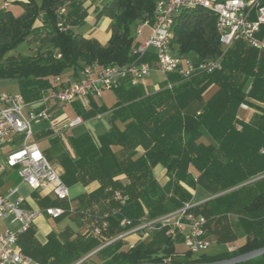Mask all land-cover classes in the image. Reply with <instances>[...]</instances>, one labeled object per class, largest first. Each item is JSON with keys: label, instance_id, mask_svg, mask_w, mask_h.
Returning a JSON list of instances; mask_svg holds the SVG:
<instances>
[{"label": "trees", "instance_id": "1", "mask_svg": "<svg viewBox=\"0 0 264 264\" xmlns=\"http://www.w3.org/2000/svg\"><path fill=\"white\" fill-rule=\"evenodd\" d=\"M66 1L70 5L65 15L69 28L61 30L56 11ZM155 4L156 0H106L96 17L112 20L111 37L107 45H102L96 38H87L71 29L83 23L87 16L82 2L13 0L7 9L0 10V80H17L21 93L32 100L51 87L55 77H62L64 82L69 71L70 76L78 77L87 64L129 63L136 44L133 27L146 15L153 17ZM10 6H19L22 12L16 14ZM39 20L43 25H37ZM259 36L264 37V26ZM26 40L40 43L36 54L9 55ZM45 46L47 49L43 51ZM172 48L195 62L220 57L224 46L219 39L216 17L202 8L182 11L176 18ZM168 82L174 83L172 89L165 87ZM212 84L218 85L219 90L206 101L203 93ZM114 92L117 100L111 108L93 102L91 110L80 111L86 118L110 112V128L97 137L84 133L70 139L76 157L72 158L68 152L61 154L64 182L70 186L98 180L100 187L83 195L85 200L92 203L108 199L119 191L129 196L125 205L111 200L120 215L146 214L150 219L168 213L167 201L174 209L191 201L192 194L181 182L191 187L199 185L212 198L196 204L191 211L207 219V237L218 244L237 241L240 235L245 237L234 252L193 254L186 249L179 254L176 239L167 237L165 229H157L154 238L132 248L121 250L122 239L101 248L98 253L103 255V260L99 264L204 263L263 247L264 107L259 103L264 104V50L237 41L224 53L222 69L198 73L188 80H180L176 73L168 74L161 88L152 93H147L142 84L127 83ZM242 102L260 112L249 122L239 121L236 116ZM117 120L126 123L124 130L116 126ZM236 123L242 124L241 130L236 128ZM204 131L214 143L199 141ZM138 146L145 152L135 157ZM158 163L171 175L174 185L171 197L153 175L152 168ZM191 169L196 171V177ZM118 174H125L126 179L114 180ZM124 231L127 228L120 226L118 216L112 217L107 235L113 237ZM158 239H162L160 244ZM20 243L24 253L41 263L61 255L63 264L101 244L94 238H77L61 244L51 235L48 243L41 245L34 227L22 235ZM240 264H264V255Z\"/></svg>", "mask_w": 264, "mask_h": 264}, {"label": "built area", "instance_id": "2", "mask_svg": "<svg viewBox=\"0 0 264 264\" xmlns=\"http://www.w3.org/2000/svg\"><path fill=\"white\" fill-rule=\"evenodd\" d=\"M10 3L11 0L0 2V10L7 9ZM68 4L69 1H66L56 11L57 26L61 30L69 28L65 22ZM192 8H202L216 17V28L224 53L237 41L264 50V37L259 36L264 26V0H156L153 17L146 15L136 24V44L131 50V62L107 66L93 62L80 70L79 77L68 76L64 82L62 77H55L52 86L44 90L37 101L27 100L21 92L0 91V152H3L0 155V173L7 166L18 168L23 182L32 189L50 188L57 199L67 200L70 197L69 186L43 150L32 141V124L48 121L50 135L61 136L66 130L83 124L84 119L81 116L72 119L65 112L53 115L47 107H36L37 102L53 100L75 104L79 100L87 108L93 98L102 97L104 92L114 90L123 82L137 85L155 69L166 75L176 73L180 80L222 69L224 53L218 58L195 62L175 53L172 48L176 18L182 11ZM145 28L149 30L148 35L144 34ZM57 56L61 57V54ZM147 56L153 58L146 60ZM173 85L168 82L167 88L172 89ZM241 107L248 109L249 105L243 103ZM236 128L241 130L242 124L236 123ZM113 197L121 205L129 201V196L119 191H115ZM25 201L19 186L0 190V223L5 224L0 230V264H54L53 258L41 263L27 255L19 241L33 227L39 215L45 213L56 219L64 214L65 209L61 206L28 209L24 206ZM192 207L194 204L188 202L184 207L155 219H150L146 214L138 217L121 214L119 222L127 228L124 235L132 232L145 235L154 229H165L167 237L177 239L181 236L188 251L201 254L211 246L206 235L207 219L193 213ZM100 234L98 227L88 233L94 238ZM226 246L230 252L238 250L235 241L228 242ZM85 260L75 264H84Z\"/></svg>", "mask_w": 264, "mask_h": 264}, {"label": "crops", "instance_id": "3", "mask_svg": "<svg viewBox=\"0 0 264 264\" xmlns=\"http://www.w3.org/2000/svg\"><path fill=\"white\" fill-rule=\"evenodd\" d=\"M20 1H25V0H20ZM78 1L82 2L83 8L86 9L87 16L85 17L83 23L76 25V26H72L71 29L77 33L83 34L87 38H96L102 45H107L108 41L111 37V31H110L109 35H106L105 30L100 31V29L96 30V28H95V31H93V32H92L93 28H91L90 31H87L85 33H84V31H80L81 28L85 25V23H87V22L92 23L94 21V14H97L98 10L102 7V5L104 4V2L106 0H100V1L99 0H78ZM69 9H70V5L68 6V9H67V15H68ZM103 19L110 20L111 25H112V20L109 17H102L99 20H97V19H95V20H96V23L97 22L99 23ZM103 21H104L103 26H105V24L107 22L105 20H103ZM37 25L41 26V25H43V22L39 20L37 22ZM148 33H149L148 28H145L144 34L148 35ZM154 66L156 67V65H154ZM154 74L156 75L155 79H157V81L152 82L150 84H153L156 91L159 90L162 86V82H164L166 80L167 75L163 74L162 72H160L157 69L153 70V72L151 73V75L149 77H146L145 79L141 80L137 85L142 84L145 87V90L147 92L146 88L148 87L147 84H149V82H147V81L150 80V78ZM73 77H74V75H73ZM78 77H79V74H78ZM126 83L131 84L129 82H123L122 84H126ZM131 85H133V84H131ZM137 85H134V86H137ZM165 87H167V84ZM218 90H219V86L216 84H212L203 93L204 99L206 101L209 100ZM113 91H115V89ZM39 98L32 99L29 101H37ZM100 99H101V97L100 98H93L90 106L87 108H84L79 100H77L75 104H65V103H60V102H56L53 100H50L47 103L37 102L35 104V106L38 108H42V107L49 108V110L53 113V115H58L61 112H65L72 119H74L78 116H81L84 119L83 124L66 130L63 133V135H61V136H51L50 135L49 129H48V127H49L48 121L38 122V123L44 122V123H46V126L43 129H41L40 131H38L37 134H40V137L43 139L50 140L53 144V148L51 150L49 148H41L39 145L38 146L43 150V152L45 153L47 158L51 161V163H53L55 165V167L59 170V172L61 173V176H63L65 174V167L60 161L61 154L63 152H68L72 158L76 157L73 146L71 144V140H70L72 137H77V136H80L84 133H88L92 137H97V136L105 133L107 130H109L110 122H109V120L106 119V116H108V115L110 116V112L109 113H107V112L106 113H98L97 115H95L93 117H89V118L84 117V115L80 112L81 110H84V111L85 110L86 111L91 110V108L93 107V102H96L98 105L104 104L110 108L115 104L114 103L113 105H107L105 102H101ZM243 103L244 102H242L239 105V107L237 109L236 116H237L239 121L249 122L255 113H260V112L250 105H249L248 109L242 108L241 105ZM259 104L264 107V104H262V103H259ZM66 107L70 108L71 113H69L65 110ZM99 115H100V117H98ZM96 121H98V122H96ZM94 122H96V123H94ZM90 124H92L93 126H96L97 124H99L98 128L101 125L100 128H103L104 131L101 133L100 132L99 133L93 132V131H91V129H83L81 131H78V129L81 126H87V125L90 126ZM115 124L121 130H124L126 127L125 126L126 123L122 122L120 120H117L115 122ZM35 134H36V132H34V135ZM32 141H35L38 144V140H32ZM199 141L203 142L204 144L214 143V140L208 135V133L206 131L203 132V135ZM60 143H61V145H60ZM62 146L65 148L62 149ZM135 151L137 153V154H135V157H138L145 152V149L142 146H138L135 148ZM2 153L3 152H0V155ZM8 168L13 169V168L7 166L5 171L0 173V190H2V191H5L6 189H8L9 187L12 186V183L7 181L6 178H5V180L2 178V175L7 172ZM152 172H153V175H154L155 179L157 180V182L164 189H166V191H168V197H171L173 192H174V185L172 183V178H171V175L169 174L167 168L163 164L158 163L152 168ZM191 174L194 177H196V175H197V173L194 169H191ZM125 179H126L125 174H118L114 177V180H125ZM22 183L26 184L23 182V180H22ZM100 185L101 184L98 180H94L92 182H89L88 184H83L80 182L72 184L69 186L70 197L67 200L57 199L56 196L52 193L50 188H46L43 190H34L27 185L31 189V193L27 196L23 194L26 198V201L24 204L25 208H28V209H44V208L49 207V206H61L65 209L64 214L60 218L55 219V218H52V217L46 215L45 213H42L41 215H39L35 219L34 225H33L34 230H35V237H36V240L38 241V243H40L41 245L47 244L49 241V237L51 235L54 237L55 240H57L61 244H64V242L69 241V240H76L77 238H85V239L94 238V237H90L87 233H89L90 230H92L96 227L100 228L101 234L98 237L94 238V239H98L101 242L100 246L98 248L94 249L93 251H90L87 254H83L78 259L71 260L67 264H75L82 259H86L85 261H89L93 258H100V260L102 261L103 255L98 253V251L101 248L105 247L106 245L113 243L117 239H122V241H123V245L121 247V250H122V249L130 248L131 245L135 246L138 243H140L146 239L154 238V236H155L157 229H154L145 235H143L140 232H132V233L124 235V233H125V231H124V232L120 233L119 235L109 237L107 235V231L110 227V219L112 217L118 216V220L120 221L119 209L112 206L113 203L111 200L114 199V197H109L108 199H100L99 201H94L92 203L88 202L87 200H85L83 198V195L91 194L92 192L97 190L100 187ZM181 185L184 188H186L192 194V199L189 202L194 204V206L196 204L202 203V202L207 201L210 198H212L211 194L206 189H204L203 187H201L199 185L196 187H191L185 182H181ZM114 201H117V200L114 199ZM167 202H169V201H167ZM45 203H46V205H45ZM55 203H58V204H55ZM169 206H170V203H169ZM176 210L177 209L170 208L168 213L174 212ZM144 211L147 212V209L145 208ZM43 216H46V217L58 222V224H54L53 227L48 226L47 225V219L44 218ZM4 226H5L4 223H0V230L3 229ZM38 227H40V228L38 229ZM21 237H20V239H21ZM244 237L245 236L240 235L238 240L235 242L237 244L241 243L240 241H242V240L244 241ZM208 239L211 241V245L214 244L216 246L212 252H208V253L217 254V253H220L224 250H228V248L226 246L228 242L225 244H218L215 242L214 239H212L209 236H208ZM178 242L184 243L181 236H179L175 240V246L178 245L177 244ZM19 243H20V241H19ZM20 246H21V243H20ZM21 248H22V246H21ZM209 248H211V246ZM52 258L54 259V264H63L62 263L63 260H62L61 255L51 256L48 260H50ZM99 263H96V264H99Z\"/></svg>", "mask_w": 264, "mask_h": 264}, {"label": "rangeland", "instance_id": "4", "mask_svg": "<svg viewBox=\"0 0 264 264\" xmlns=\"http://www.w3.org/2000/svg\"><path fill=\"white\" fill-rule=\"evenodd\" d=\"M12 1V0H11ZM11 10L16 13V14H19L22 12V8H20L19 6H10ZM97 17V14H94V21L91 23V22H87L85 23V25L81 28L80 31H84L87 32V31H90L91 28L92 29V32L95 31V28L96 30L97 29H100L101 30H105L106 32V35H109L110 34V31H111V21L110 20H106V19H103L105 20L107 23L105 24V26H103V23L104 21L101 20L99 23L97 22L96 23V18ZM105 28V29H104ZM133 30L135 32L136 30V26L133 27ZM40 46V43L39 42H31L29 40H26L25 42H23L22 44H20L15 50L11 51L9 53V55H18V54H30V55H34L36 54L35 50L36 48H38ZM47 49V46L44 47V50L43 51H46ZM188 57V56H186ZM191 58L192 60H194L192 57H189ZM66 75L70 76L72 75V72H67ZM156 75H152V77L150 78V80H148L147 82H149L148 87L146 88L147 89V93H152V92H155V88L153 86V84H150L152 82H155L157 81V79H155ZM0 91H4V92H8V93H18V92H21V85L20 83L17 81V80H12V79H2L0 80ZM101 102H105L107 105H113L116 100H117V96L115 94V92L113 90H109L108 92L106 91L105 93H103L102 97H101ZM65 110L69 113H71V110L69 107H66ZM106 119L109 120L110 119V116H106ZM98 122V121H96ZM94 122V123H96ZM98 125L97 124L96 126H93L92 124L87 125V126H81L78 131H81L83 129H91V131L93 132H103L104 129L103 128H100L101 125L99 126L98 128ZM46 126V123L42 122V123H33L32 124V128H33V131L36 132V134L33 136L32 140H38V145L41 147V148H49L52 150L53 148V144L50 140L48 139H43L40 137V134H37L38 131H40L41 129H43L44 127ZM97 128V129H96ZM61 145V143H60ZM65 147L62 146V149H64ZM2 178L7 181H9L10 183H12V186L15 187V186H19L20 188V193L21 194H24V195H29L31 193V189L26 185V184H23L22 183V177L19 173V169L18 168H13V169H9L7 170L6 173H4L2 175ZM166 205L169 207L170 209V206H169V202L166 203ZM44 218L47 219V225L48 226H51L53 227L54 224H58V222L46 217V216H43ZM82 225V224H81ZM40 227H38L39 229ZM84 228V227H83ZM88 234V233H87ZM162 241V239H158V243L160 244V242ZM243 241V240H242ZM240 241V242H242ZM178 245L176 246V250H177V253L179 254H183L184 252H186V247L184 245V243L182 242H178L177 243ZM163 247V246H161ZM216 246L213 244L211 245V248H209L206 252H212L214 250ZM197 256V255H195ZM83 258V257H82ZM101 260L100 258H93L89 261H85L84 264H96V263H99Z\"/></svg>", "mask_w": 264, "mask_h": 264}, {"label": "water", "instance_id": "5", "mask_svg": "<svg viewBox=\"0 0 264 264\" xmlns=\"http://www.w3.org/2000/svg\"><path fill=\"white\" fill-rule=\"evenodd\" d=\"M258 179V178H256ZM254 179V180H256ZM253 181V180H252ZM251 182V181H249ZM247 182V183H249ZM244 183V184H247ZM243 184V185H244ZM242 186V185H240ZM264 255V246L260 248L253 249L251 251L245 252L238 254L236 256L230 257V258H225V259H220L212 262H204V263H173V262H143V263H138V264H240L247 262L251 259H254L256 257Z\"/></svg>", "mask_w": 264, "mask_h": 264}]
</instances>
